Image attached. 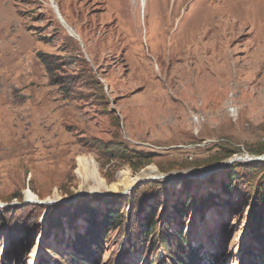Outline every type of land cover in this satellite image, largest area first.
I'll use <instances>...</instances> for the list:
<instances>
[{
	"label": "rangeland",
	"instance_id": "rangeland-1",
	"mask_svg": "<svg viewBox=\"0 0 264 264\" xmlns=\"http://www.w3.org/2000/svg\"><path fill=\"white\" fill-rule=\"evenodd\" d=\"M54 1L80 39L64 27L50 0H0V203L17 193L26 198V190L49 208L79 193L132 195L127 185L116 192L97 191L93 181L81 177L80 157L88 158L90 168L111 187L144 171L150 174L151 168L156 175L150 177L204 174L210 166L191 164L217 155L218 142L241 149L235 156L264 155L252 152L264 146V0ZM38 34L51 35L48 43ZM40 51L58 56L68 74L80 77L92 70L105 98L98 97L99 85L93 83L80 84L74 98L63 97L50 84ZM69 56L87 61L73 62ZM81 137L124 139L154 156L144 166L103 163ZM170 166L171 171L162 172ZM222 169L214 170L213 178H191L189 190L176 182L182 178L157 179L169 182L160 218L173 213L176 197L192 194L199 200L219 193L225 198L219 186L227 181ZM230 200V207L214 206L203 216L188 208L176 214V222L184 223L202 252H225L224 264H241L249 243L248 211L237 194ZM78 224L83 230L84 220ZM45 228L42 218L26 244H12L1 233L0 264H35L40 254L50 264H71L45 246L70 252L75 230L65 226L57 239L55 233L44 234ZM116 236L109 233L96 264H147V245L136 251L122 245L114 257ZM165 260L162 256L157 264Z\"/></svg>",
	"mask_w": 264,
	"mask_h": 264
},
{
	"label": "trees",
	"instance_id": "trees-1",
	"mask_svg": "<svg viewBox=\"0 0 264 264\" xmlns=\"http://www.w3.org/2000/svg\"><path fill=\"white\" fill-rule=\"evenodd\" d=\"M50 36L38 34V38L46 43L50 40ZM37 55L48 73L50 84L58 86L63 97L74 98V91L81 93L77 90L80 84H83L80 87H89L93 83L95 86L99 85L98 97L105 98L104 86L91 69L90 73L85 72L79 77L78 74L66 73L58 61V56L41 51ZM69 57L77 63L80 60L87 61L81 57ZM70 58L68 59L71 61ZM82 78H86V81L82 82ZM116 120L120 122L119 116H116ZM80 140L84 146L93 149L103 163L118 160L131 165L139 162L144 166L145 161L152 160L154 156V153L130 146L124 139L81 137ZM214 147L218 149L217 155L206 163H193L191 166H211L215 163L227 162L241 152V149L230 148L221 142L214 144ZM252 152L264 153V146L255 148ZM171 168V166L164 168L162 172H169ZM222 170L226 171L227 181H222L219 186L220 192L227 195L225 198L221 199L219 193L202 196L199 200L192 194H187L183 200L176 197L171 209L173 213H165L163 219L160 218L162 203L166 200L169 182L160 180H151L140 185L131 197L123 195L101 197L89 194L81 195L73 202L55 204L44 217L46 224L44 234L55 233L59 239L57 235L59 231L65 226L72 228L75 233L71 240V251L61 254L50 245L45 248L54 257L67 263L96 264L102 258L104 241L109 237L110 232L115 231L117 236L113 245L114 257L122 245H128L130 251H136L139 247L147 245L150 246L145 254L147 264H157L162 256L166 258L163 264H224L225 252H202L200 246L193 245L186 234L184 223L176 222V214L183 215L189 208L198 210L203 216L214 206L219 205L218 208L221 209L228 208L231 206V197L237 194L242 201H246L242 204L244 205L242 210L246 207L248 211V227L245 231L249 239L247 237L245 244L249 243L245 245V257L241 264H264V159L260 162L237 160ZM210 175L214 177V173ZM176 182L180 183L184 190H189L193 180L184 177ZM174 183L175 181L172 182ZM14 198L18 202L24 200V196L17 193L5 203L12 202ZM46 210L47 206L40 203L0 207V234L6 232L12 244L16 242L26 244L35 226L40 225V219L43 218ZM80 219L84 220L83 230H80L82 226L78 224ZM227 225H223L224 231H227ZM49 262L48 258L40 254L36 264H50Z\"/></svg>",
	"mask_w": 264,
	"mask_h": 264
},
{
	"label": "bare ground",
	"instance_id": "bare-ground-1",
	"mask_svg": "<svg viewBox=\"0 0 264 264\" xmlns=\"http://www.w3.org/2000/svg\"><path fill=\"white\" fill-rule=\"evenodd\" d=\"M72 34L75 37L80 38L79 34L76 35V34H74V32H72ZM78 161H79L78 171H81V177L83 178L84 181H87V180L93 181L95 183V188L97 191H101L102 189H107L108 191L116 192L119 190L120 185H124V186L127 185V188H128L129 186L131 187L132 183H134L137 179H143V178H146L148 176L150 177V176L156 175V173L154 174V171H156L155 168L150 167L152 169L149 171L150 174H148L146 171H144V173L137 175L135 178H130V179L126 178L125 180H120L119 183L113 184L111 187H106V184L103 182V179L98 176L96 169L94 170V169L90 168V165H89L90 160H88V158L80 157ZM195 173H197V172L195 171ZM139 181H137V182H139ZM137 182L135 184H137ZM130 187H129V189H130ZM26 197L30 200H39L38 196H36V194H34L31 190H26Z\"/></svg>",
	"mask_w": 264,
	"mask_h": 264
},
{
	"label": "water",
	"instance_id": "water-1",
	"mask_svg": "<svg viewBox=\"0 0 264 264\" xmlns=\"http://www.w3.org/2000/svg\"><path fill=\"white\" fill-rule=\"evenodd\" d=\"M263 159H264V155H262V156H244V157H242V156H235V157L229 159L227 162L215 163V164L211 165L210 168L207 170V172L204 173V174H198V173H190V174H187L186 173V174H184V173H181V174H179L177 176H174L172 174H170V175H162L161 174V175H157L155 177H150V178L148 177V178H145L144 180H140L139 182H137V185L145 182V180H153V179L154 180H157V179L167 180V179H180V178H183V177H189V178L201 177V176L204 177V176H207V175H210L211 173H213L214 170L219 169V168H224L227 165H229L232 162L237 161V160H243V161H248V162H260ZM133 189H134V186H132L130 188V190H133ZM95 194H97V193H95ZM78 196H81V193H79L78 195H75L72 200H68L67 199L66 201H68V202L74 201ZM30 202L40 203V204L47 203L46 201H42V200H30V199H28L26 197V198H24L23 202H21V203H12V204L13 205L21 206V205H23L25 203H30ZM4 204L3 203H0V206L1 205H4Z\"/></svg>",
	"mask_w": 264,
	"mask_h": 264
},
{
	"label": "flooded vegetation",
	"instance_id": "flooded-vegetation-1",
	"mask_svg": "<svg viewBox=\"0 0 264 264\" xmlns=\"http://www.w3.org/2000/svg\"><path fill=\"white\" fill-rule=\"evenodd\" d=\"M107 25H111V24L107 23Z\"/></svg>",
	"mask_w": 264,
	"mask_h": 264
}]
</instances>
